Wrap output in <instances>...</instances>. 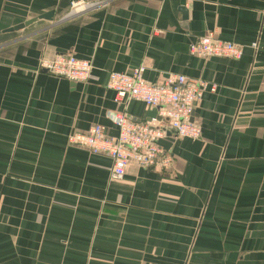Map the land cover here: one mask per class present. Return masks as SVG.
I'll use <instances>...</instances> for the list:
<instances>
[{
	"label": "crops",
	"instance_id": "1",
	"mask_svg": "<svg viewBox=\"0 0 264 264\" xmlns=\"http://www.w3.org/2000/svg\"><path fill=\"white\" fill-rule=\"evenodd\" d=\"M71 1L0 0V264H264V0H83L97 5L66 17ZM207 32L242 58L191 56ZM62 54L92 60L85 84L37 71ZM142 64L147 82L216 90L193 114L200 141L160 143L171 170L112 182L108 158L66 138L157 117L106 88Z\"/></svg>",
	"mask_w": 264,
	"mask_h": 264
},
{
	"label": "built area",
	"instance_id": "2",
	"mask_svg": "<svg viewBox=\"0 0 264 264\" xmlns=\"http://www.w3.org/2000/svg\"><path fill=\"white\" fill-rule=\"evenodd\" d=\"M97 4L83 0H72L70 10L84 13ZM78 13V14H80ZM254 47V45H253ZM243 46L220 40L213 32H207L188 46L189 54L200 59H227L238 61L243 55ZM93 70L92 60L78 59L71 54L56 55L41 59L37 71L66 80L72 84H85ZM142 64L131 74L110 72L106 88L114 92L118 105L131 101L141 103L147 109H155L157 117L148 122H136L127 113L109 114L117 128V135L111 137L101 125H94L86 132L67 136L70 147L87 151L92 156L106 157L111 161L110 181L123 180L130 166L147 171L166 172L172 169L173 156L160 143L168 137L175 140H201V128L194 123L193 114L201 103L204 93H214L216 86L202 80L182 75L169 76L159 83L147 82Z\"/></svg>",
	"mask_w": 264,
	"mask_h": 264
},
{
	"label": "water",
	"instance_id": "3",
	"mask_svg": "<svg viewBox=\"0 0 264 264\" xmlns=\"http://www.w3.org/2000/svg\"><path fill=\"white\" fill-rule=\"evenodd\" d=\"M49 17H50V16H44L45 19H48ZM32 23H33L32 21H31V22H27V23L24 24V25L17 26V27H15V28H12V29L8 30V32L18 31V30L22 29L23 27L28 26V25H30V24H32Z\"/></svg>",
	"mask_w": 264,
	"mask_h": 264
},
{
	"label": "rangeland",
	"instance_id": "4",
	"mask_svg": "<svg viewBox=\"0 0 264 264\" xmlns=\"http://www.w3.org/2000/svg\"><path fill=\"white\" fill-rule=\"evenodd\" d=\"M70 14H72L71 10H69V12H68V14H67L66 17H70V16H69ZM73 16H75V15H73ZM71 17H72V16H71Z\"/></svg>",
	"mask_w": 264,
	"mask_h": 264
},
{
	"label": "bare ground",
	"instance_id": "5",
	"mask_svg": "<svg viewBox=\"0 0 264 264\" xmlns=\"http://www.w3.org/2000/svg\"><path fill=\"white\" fill-rule=\"evenodd\" d=\"M80 12H83V10H76V13L77 14L80 13Z\"/></svg>",
	"mask_w": 264,
	"mask_h": 264
}]
</instances>
